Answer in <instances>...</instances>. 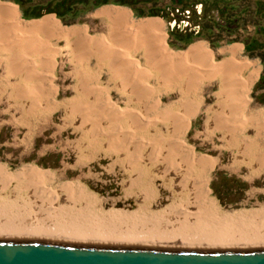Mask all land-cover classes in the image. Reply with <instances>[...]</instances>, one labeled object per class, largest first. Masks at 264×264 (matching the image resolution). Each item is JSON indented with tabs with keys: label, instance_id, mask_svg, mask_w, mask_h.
<instances>
[{
	"label": "rangeland",
	"instance_id": "374dc122",
	"mask_svg": "<svg viewBox=\"0 0 264 264\" xmlns=\"http://www.w3.org/2000/svg\"><path fill=\"white\" fill-rule=\"evenodd\" d=\"M14 1L17 4H19L23 14H26V15L36 14L42 11L53 12L59 18L57 20L62 25V27H59L58 22H56L59 29H65L67 26L70 27L78 23L86 25L87 23L85 22V20L88 19V22H89L88 30L93 31V32H96L95 29H99L98 31L102 32L101 28L104 26V24L98 21L97 18H92V16H88L95 10V8H97L98 6L102 4H107V3H116V4L126 5L132 8L135 15L160 16L163 19L164 26H165V32L167 34V35L165 34V39L170 46L166 44L165 39H164V44L170 51H174V52L179 51L174 48H177V49L184 48L189 43H191L193 40L198 39V38L203 39L206 43H208L214 48H220L224 44H227L231 41H235V40L242 41L244 44V52L248 56L258 57L263 64V67L260 72V77L257 80L258 81L257 84L255 85L254 91L257 93L253 92V97L256 100L255 101L256 104L257 103L261 104L262 103L261 100L264 98V92H261L264 89V0H14ZM94 3H97L98 5L92 8L91 5H93ZM53 13H50V14L53 15ZM154 19H157V18H154ZM172 23L173 25L176 26L175 28H171ZM150 32L151 31H149V33ZM145 33H148V31ZM65 34L66 33H63L62 36L63 37L66 36ZM83 34H85L87 37L94 36L92 34L87 33L86 28ZM64 38H68V37H64ZM64 38H62L60 41L61 48L57 50H59V59L65 63V68L61 69V73H60L61 78L60 77L55 78V79L53 77L51 78L52 81L54 80L55 86L59 88L58 93L53 94L52 93L53 87L49 85L47 82H45L44 87L35 86L38 89H36L32 85L27 86V88H29L31 92L33 93L34 97L39 96L41 98L40 103H39V100L37 101L26 100L25 98L29 97V95H24V93L22 94L20 93V91L22 90V87L21 88L17 86L7 87V90L4 91V93H0V97H2L0 100V168H2L3 166H6L7 169L16 170L23 165L33 164L38 168L39 171L52 174V177L48 178V181L46 182V183L49 182V184L47 185L50 186L52 189L54 188V189L61 190L65 182L67 183L68 182L70 183L79 182V184L81 185L79 190L77 188L75 189L73 186H70L71 188H69L68 185L65 186V189L66 190L68 189L70 191L73 188L72 191L76 195V200L78 201L79 199L80 201L79 203H82L84 201L82 203V205L84 206L83 210L87 212V213L85 212L84 214H86V216H88L90 219L86 216H85L86 218L83 217V219L87 220L86 223L89 222L88 224L92 226H94L92 224L93 221L94 222L98 221L101 224H102V221L103 222L108 221L107 223L108 227L112 226L110 219L105 220L102 217L103 216L108 217V215L110 216L109 213H112L114 211H115V214H117V212H119L120 214L124 212L125 214H128V215H129V212L138 211L135 219H133L132 217L133 215H130L129 217H126V220L129 219L128 222L132 220L142 221L136 218H141V216H144V218L146 216H149L151 218L149 214L147 215V211L155 212L156 210H161V208L166 206L171 201L172 196L174 194V188H172V185L170 184L172 183L173 180L165 178L161 174H163L162 169L164 167V164L166 162H171V161L173 162V160L174 162L177 161L176 163H184V162L188 163L189 161L194 162L196 165L195 168L198 171L200 169L202 170L203 167L205 169H208L209 167L208 166L206 167V164H208L209 161H211V164L213 167L214 160L215 159L217 160V164L215 168L207 171L208 177L205 180V186H207V190L209 192L208 193L209 200L213 202L215 210L217 212L222 211V212L232 213L234 211H240V210L259 211L261 209H264V192L257 191L259 187L263 189L262 191H264V188H263L264 183L262 181H256L254 183L243 182L240 180L239 176L238 177L235 176L237 175L236 173H232L228 171L227 167H222L223 164L225 163H230L233 160L236 161L242 158V157L240 158L241 154L240 152H238L240 149L238 147L239 142H241L242 137H244L245 138L244 141H247L248 143L250 142L252 143L253 141L254 142L259 141L257 138H255L256 140L255 141L253 137L257 135V133H262V135L264 134V123L257 122L254 118L247 117V122H246L247 124H245L246 127L239 124L238 127L233 128L234 132L236 131V133H233L234 135L229 134L227 130L225 129L226 128L225 125L223 124L222 126V123L221 125L218 124V127H215L212 123L211 124L206 123L205 108H206V105L208 106L210 102L208 99L206 102H204L201 109L195 115H191V120L193 122L191 129H189L188 132L183 133L181 132L182 127H180L177 124L179 126L178 127L175 124V122L173 123L174 120H170V121H168L169 119L165 120V121H168V123H166L165 121H159L158 123V121H156L157 123L155 122V125L153 126L152 125L148 126V124L141 123V126H142L141 127L140 123H138L135 117L132 118V116H129L128 117L129 119L128 118H127L128 120L125 119L126 121L124 122V119H121V117H116V115H113V112L115 109L112 112V109H110L111 107L108 106V103L106 107V106H103L101 102H98L96 105V103L94 104V102H91V101H81V102L80 101H68L67 98L71 97L68 95L69 93L68 84L70 82V79L69 77L67 78L65 77L67 75L66 73H68L70 70L69 68L70 64H73L72 63L73 61L71 60L72 54L69 49L70 43H68ZM192 44L202 45L209 53L212 61L218 62L222 60V59H219L215 55L214 50L209 45H206L203 41L197 40L195 41V43L193 42ZM135 45H137V47ZM145 45L147 44H144L142 46L141 44L137 43L129 47V48L131 47L133 48V49L131 48V50L133 52L135 60L136 58H139L140 62H143V63L149 61V50L150 49L148 46L146 47ZM135 49L136 51H133ZM184 50H180V51H184ZM50 55L52 56L53 53ZM142 56L144 57V59ZM246 58L247 57H243L240 60H244ZM57 61L58 60H56V62ZM92 62H95V60H92ZM242 76L243 74L239 73L238 79L243 80L244 78H247L245 76H243L244 77L243 78ZM151 81L153 82V80ZM157 86H160V85H157ZM247 86L249 87V84ZM161 87H158V90L160 91V93L161 92L163 93L165 88L164 87L161 88ZM101 88L106 90L107 87L101 86ZM177 92H174V93H177ZM246 92H245V95H247ZM155 93L157 92L155 91ZM155 93L153 94V97H155ZM106 94L107 93L103 92L102 97L109 96L108 98H110V100L112 99V102L114 103V104L112 103V105L115 107H118V106L121 107L124 105L131 106V107L132 106L137 107L139 104H141L135 98L129 101L130 98H128L122 92L118 93L116 91H113L112 93H109L107 95ZM171 94L172 93L168 94V96L170 97ZM200 97L202 99V96ZM174 98L176 97L174 96L171 98L172 100L170 101V103H173V104L177 103L179 105L178 101L177 102L174 101ZM217 98H219L218 94H215V102ZM163 101L164 103L165 101H167L165 97ZM128 102H130L129 104L131 105H128L127 104ZM150 103L151 102H149V105ZM32 104L33 105L36 104V105L32 107L31 106ZM200 104L196 105L195 110L199 108ZM149 105H147L146 107L141 105V107L142 106L143 107L142 108L140 107V108L141 110L145 112V110L148 107L146 112L152 113V114L156 113L157 110L160 111V109H158L155 106H154L155 109L154 107L151 108V109H154L155 111L154 110L149 111V108L153 106V105H150L149 107ZM36 108L38 110H36ZM88 109L91 110V112L88 111ZM191 109L192 108H189L188 110H191ZM41 110L43 111L41 112ZM83 110L86 112V114ZM183 111L187 112L186 109H183ZM99 113L100 115H98ZM105 114H108L111 117ZM77 116L79 117V119ZM99 117L101 118L99 119ZM86 118L89 121L88 120L84 121L86 120ZM184 118L185 120L188 121V124H189L190 122L189 117L184 115ZM248 118L250 119L248 120ZM81 119L83 120L81 121ZM74 120H76V122H74ZM113 120H115V122ZM133 120H135L134 122L136 123L133 124ZM122 121H123V124H122ZM99 123H101L100 124L101 126L98 125ZM109 123L111 124V126ZM164 123L166 125H164ZM117 124L119 126L121 124L122 125L121 127H118ZM76 125H79V126L77 127ZM92 125H94L95 128ZM173 125L176 127L175 128L172 127ZM111 127L113 128L117 127L116 131L114 132L115 129ZM129 127L132 129L133 128L137 129V130L134 129L136 131V132L134 131V135H131L128 132H125V130H127ZM99 128L103 132L100 131ZM166 129L167 130L169 129L170 131L169 130L167 131ZM175 129L179 131L177 132ZM120 130H122V132ZM105 131L107 133H104ZM108 132H110V135L108 134ZM175 132H176V135H175ZM111 133L113 135H111ZM144 133H146L145 136H144ZM83 134L86 135V137H84ZM122 134L128 136V140H126L127 139L126 136ZM157 134L160 136H157ZM242 134H245V135H242ZM150 135L153 140L150 138ZM95 136L97 137L98 141L95 139L96 138ZM143 136L146 138H148L149 136L150 139L148 138L149 140L147 139L145 140ZM161 136L164 138H162ZM166 136L167 137L172 136V138H176L178 136H180L181 138L183 137L188 143L189 147L192 149L193 153L195 154L194 156L196 157L195 158L196 161H191L194 158L188 157L184 154L187 152H184L180 149H179L180 151L177 150V152H175L176 149L179 148L176 146L177 140L174 141L173 139L167 138ZM119 138L121 139L119 140ZM230 138H232L233 140ZM134 139H136L135 140L136 142L134 141ZM94 140H96L98 144ZM162 140H164V143ZM238 140L239 142H237ZM114 141L116 143V145L114 143L115 147H113L114 145L112 143ZM122 141L128 142V143H123ZM144 141L146 142L148 141V142L146 143ZM89 142H91V144H89ZM155 142H157L158 144ZM82 143H83V147L81 146ZM123 144H124V147H123ZM139 144L141 146H138ZM145 144L146 146L148 145L147 148L149 147V144H150V147L148 149L145 148L146 147ZM165 144L170 145L171 147ZM77 145L79 146L77 147ZM102 145L103 147H101ZM156 145H158L157 146L158 148L156 147ZM163 145L167 146L166 148L168 149H165ZM84 146L88 148L86 149L84 148ZM89 146L92 148L93 151L91 150ZM92 146H94L95 148ZM133 146H134V149H133ZM118 147H120L119 148L120 150L118 149ZM138 147H141L142 150L141 148H138ZM101 148L103 151H100ZM113 148L116 150H113ZM121 148L123 149L121 150ZM169 148L170 150L171 149L173 150V148H175L174 152L176 153V155L172 150H171L172 153L169 152ZM137 149L139 153L136 151ZM81 150L83 152H86L87 155L86 153L81 152ZM104 150L106 152H104ZM107 150L109 151V153H107L108 152ZM128 150L129 152H126ZM158 150L160 151L161 155L159 154ZM149 151L152 152V154L151 153L148 154ZM249 151L251 152L250 149H247L245 152H249ZM128 153L130 154L131 158L133 157L132 159H130V156L128 157L129 155ZM178 153H181V154H178ZM181 155L182 157L183 156L184 157L182 158ZM143 156H146V157L144 158ZM125 158H127L128 160H126ZM168 158H171V159L169 160ZM164 159L165 161H163ZM120 160H122L123 162ZM124 160H126V164ZM129 160L130 162H128L127 164V161ZM134 160H136L140 165L144 164V166L143 165H142L143 167L140 166ZM133 164L136 166H134ZM148 164L150 167L148 166ZM127 165H129V167ZM136 167L138 168V170L136 169ZM141 167L143 170H141ZM148 169H151V170H148ZM139 170L141 172H139ZM143 172H145L146 174ZM243 172H246V171L244 170ZM228 173L230 174L232 173V176L224 175ZM209 174L211 177L210 179H209ZM216 174H218L219 176L218 178H215ZM141 176L143 177L141 178ZM135 177L138 179H136ZM131 180L132 182H128ZM135 183L137 184V186L135 185ZM139 183H141L142 185ZM138 184L140 187H142V189L138 186ZM149 184H151L152 186L151 187L147 186ZM149 187L151 188V190L149 189ZM139 190L142 191L141 194L139 193L140 192ZM145 190H147V193ZM128 191L131 193H129ZM152 193L153 194L155 193V194L153 195ZM82 194H85V196ZM143 194H145L146 196L144 195L145 196L144 197ZM147 195H149V197ZM27 196H30V192L27 193ZM93 196H96V203H95V200L93 202V199H94ZM87 198H89L90 200ZM31 199L32 198H30V200ZM30 200L28 199L27 202H24L23 206L24 207L26 205L29 206ZM91 210L93 211V213L92 212L91 213L94 215L95 219L93 218L92 214L90 215L89 211ZM99 212H104V213L106 212V213L101 215ZM97 217L100 219H98ZM141 219H143V217ZM99 220H102V221H99ZM98 224L99 223H97V225Z\"/></svg>",
	"mask_w": 264,
	"mask_h": 264
},
{
	"label": "bare ground",
	"instance_id": "6f19581e",
	"mask_svg": "<svg viewBox=\"0 0 264 264\" xmlns=\"http://www.w3.org/2000/svg\"><path fill=\"white\" fill-rule=\"evenodd\" d=\"M126 12L127 11L124 8H121V14H126ZM112 14H114V13H112ZM128 18H129V16H128ZM39 22L40 23H44L45 22V24H47L52 31H54L55 28L56 29H59L57 23L55 21H53L52 18L51 19L50 18H45L43 20V22L42 21H39ZM157 23L159 25L160 21L158 19H154V18H148V19L139 21V29L138 30H140L141 27L143 29L144 28H147V29L150 28V30L153 29L156 32V34H155L156 42H153V43H157L158 44V46L156 45V47H158L157 48L158 56H156L155 54H149V61L148 62H145V63L140 62V59L139 58H136V60H135V57L133 55V52L131 51V48L132 47L131 48H129L130 46L128 47V44H129L128 43V40L133 39V37L131 35H129V37L131 36L130 37L131 39H129V38L123 37L124 35L126 36V34H124L122 36L124 38V41L121 42V47H119V45H115L116 43L115 44L114 43L111 44L112 42H109L110 39L108 41V39L105 38V37H103V36L87 37L85 34H83L85 32V28H83V27L74 26V27H70L68 29H66V28L65 29H61V32L62 33L66 32V34H65L66 36H64V37H68V38H66V39H68V41H69V38L71 37V36L69 37L70 34L73 35V36L76 35L78 37L77 38V41H73L74 42V47L71 46V52H72L71 54H73V56L75 57V59H77V61L78 60H83V61L89 60L90 57L92 55H94V58L96 57L100 61H107L108 63H110L111 66L113 67L114 77L119 76V74L121 73L120 74V77H121V80H120V82H121V91L120 92H122L128 98H130L129 101H131L132 98L133 99L135 98L141 104L138 105L139 107L138 106L137 107H135V106H132L131 107V106H126V105L121 106V107L120 106L115 107V106L112 105V103H113L112 102V99L110 100V98H108L109 96L108 97L107 96L106 97H102L103 96L102 95L103 92L104 93H107V90H108V93H109V89L106 88V90H105V89L101 88L100 85H98V87H96L95 85H93V86H95V88H92L91 87L92 89H89V88L88 89H84L85 91H83V92L84 93L86 92L87 95L88 94L89 95L91 94V96H87V97L88 98L93 97L94 100H91V102H94V104L96 103V105H97L98 102H101L103 106H106L107 107V103H108V106L111 107L110 109H112V112L115 109L114 112H113V115H116V117H121V119H124V122L126 121L125 119H127L129 116H132V118L133 117L136 118V120L138 121V123H140V126H141V123L148 124V126L149 125H152L153 126V125H155V122L156 121H158V123H159V121H165L167 119H171V120H174V121L178 120L180 122L179 124H182V126L184 128H186L188 126V121L185 120L184 116L181 115L178 112V110H179L178 108L180 107L179 105L180 104H183L184 105L186 103H188L190 105L191 104L192 105L194 104V107L196 108V105L200 104L201 101H202V99L199 96L198 92H199V90H202L200 88H201V85L204 83V81L205 80L210 81V80H213V79H219V81L221 80L220 81L221 87L219 88V91L217 93L216 92L214 93V94H218V97L219 98H217V100L215 102L217 106H215V108L214 107L211 108L212 109V112L211 113H213V111H214L215 114H217L216 112H219L221 114V113H224L223 110H224L225 107L226 108H229V110L232 113L231 112H228L229 114H227V112H225L226 113V116L228 117L226 119L227 120L234 121V119H233V117H234L233 113L234 114L236 113L234 111H237V110L238 111L239 110H242L243 111L244 110L243 108L247 105V101H248V96L245 95V92H246V90L248 88L247 85L249 84V82L247 83V81L245 79L239 80L238 79V75H239V73H242L244 71V69H246L248 67V65L250 63L247 60H237L236 59V56L235 55L237 54V50H236L237 48H235V47L237 46V44L230 45L228 47V51L230 53V54L228 53L229 54L228 57L227 58H224V59H222V60H220L218 62L212 61V59H211L209 53L207 52V50L202 45H200V44H192L187 49H185L184 51H180V50L179 51H175V52L174 51H170L166 47V45L164 44V39L165 38L163 36L162 31L159 28H155V26H157L156 25ZM122 24H124V23H122ZM134 30H135L134 33L137 32L136 29H134ZM59 31H60V29H59ZM20 32H22V31L20 30ZM27 32H28V30H27ZM146 32H147V30H146ZM151 32L148 35H151ZM23 33H25V32H23ZM23 33H21V34H23ZM148 33H149V31H148ZM18 34H20V33H18ZM2 35H3V33H2ZM26 35H28V34H26ZM76 36H75V38H76ZM144 37H145V35H144ZM34 38H32V39H34ZM135 38H136V36H134V40H135ZM137 38H139V37H137ZM145 38H147V37H145ZM145 38H142V39L144 40ZM139 39H140V41L142 40L141 39V36H140ZM38 40L39 39L36 38L35 39V43L38 44L39 43ZM134 40H132V42ZM112 41H114V40H112ZM24 42H25V40H24ZM137 43H139V42H137ZM45 44H44V46L48 45V44H46V45ZM132 44L134 45V43H132ZM135 46L137 47V45H135ZM10 49H11V46H10ZM149 49H150V47H149ZM225 50H227V48ZM133 51H136V49L133 50ZM51 52L53 53V51H51ZM12 54H15V52L12 53ZM31 54H33V53H31ZM44 54H46V52ZM187 54H191L192 56H190V58H188ZM9 55H8V57H9ZM19 55H21V54H19ZM39 55H40V53H39ZM39 55H38V57H39ZM27 56H29V55H27ZM34 56L36 57V55H34ZM145 57H146V55H145ZM155 57L161 58V60H160L161 62H158L157 63L156 61H153L152 58L156 59ZM10 58H12V57H10ZM143 59H144V57H143ZM47 60H48V62H46V63H50L51 65H53L55 67L56 59H55V54L54 53H53L52 56L50 54H47ZM6 61H8V60H6ZM40 61H41V59H40ZM100 61H98L97 63H99ZM17 62H18V60H17ZM17 62L16 63L14 62V63L17 64ZM36 62H37V59L34 58V57H32L30 60H26L25 61V63L31 64V65H34ZM38 63H40L39 60H38ZM119 63H121V66H118L117 67V65ZM36 64H35V67H36ZM100 64H102V63H100ZM43 66H44V63H43ZM99 66H101V65H99ZM45 67H46V65H45ZM54 67H53V69H54ZM20 69H21V66H20ZM41 70H42V68H41ZM119 70H120V73L118 74ZM42 71H44V70H42ZM83 72H85V71H82L81 73H83ZM100 72H101V70H100ZM21 73H23V71H21ZM30 73L32 74V72H30ZM81 73H80V75H81ZM86 73H88V72H85V74ZM29 75L30 74H28L26 76H29ZM41 75H42V73H41ZM88 75L86 77H88ZM90 76H91V74H90ZM83 77L84 76L82 75L81 79ZM111 77H113V76H111ZM48 78H49V76H48ZM27 79H29V78L27 77L26 80ZM35 80H37V78H35ZM79 80L80 79H78V81ZM151 80H154L156 82H158L160 80L161 83L165 86V92L167 93V95L170 94V93H173L174 91H176V92L178 91L180 93V97H179L180 98V100H179L180 103H179V105L177 103H175V102H177L175 100H174L175 101L174 102L175 104L162 102L161 96L159 95L162 92L160 93V91H159V94L156 97H152L153 94L156 91V89H155L156 87H155V85H153L151 83ZM50 81H52V80H50ZM31 82L33 83V81H31ZM79 83H80V81H79ZM114 83L116 84L117 82H114ZM168 83H171L172 86H169ZM167 84H168V86H167ZM40 85H41V83H40ZM77 85H79V84H77ZM77 85H76V87H77ZM82 85L84 87V84L83 83H82ZM88 85H90V84H88ZM35 86H37V85H35ZM158 87H161V86H158ZM36 89H38V88H36ZM116 89H120V88L117 87V88H115V90ZM25 90H26V92H29V89H25ZM78 90H76V91H78ZM41 92H40V94H41ZM165 92H163V93H165ZM82 95H84V94H82ZM220 95L221 96L223 95V96L221 97ZM48 98H49V96H48ZM74 98H76V97H74ZM124 98H126V97H124ZM40 100L41 99L39 98V103H40ZM70 100H72V98ZM149 102H151L150 105H153V106L150 107ZM25 103H27V102H25ZM109 103H110V105H109ZM129 103L130 102H128L127 104L128 105H131ZM134 103H135V101H134ZM58 104H60V103H58ZM35 105L32 104L31 106L33 107ZM141 105H143L145 107L147 105H149V107H150L149 108V111L150 110L153 111L155 109V107H157L158 109H160L161 113L158 110L156 111V113H153V114L152 113H148V112H146V110L148 109V107H147V109L144 112L143 110H141V108L143 107V106L141 107ZM183 105H182V107H183ZM190 105H187L186 107H188ZM152 107H154V109H151ZM186 107L184 106L183 108L185 109ZM99 109H101V108H99ZM36 110H38V109L36 108ZM47 110H49V109H47ZM186 110H188V109L186 108ZM42 111L43 110H41V112ZM88 111L91 112V110H89V109H88ZM88 111H87V113H88ZM33 112H35V111H33ZM90 112H89V114H90ZM183 113H186V112H183ZM76 114H77V112H76ZM85 114H86V112H85ZM98 115H100V113ZM105 115H108V114H105ZM212 115L213 114H211V116ZM34 116H36V115H34ZM108 116H110V115H108ZM239 116L240 115L238 114V117H237V115L235 117L239 119ZM100 118L101 117H99V119ZM78 119H79V117H78ZM216 119H218V118L216 117ZM245 119H247V118H245ZM249 119L250 118H248V120ZM82 120L83 119H81V121ZM87 120L88 119L86 118V120H84V121H87ZM91 120H92V118H91ZM93 120H94V118H93ZM212 120H214V119H212ZM113 121L115 122V120H113ZM134 121L135 120H133V124L136 123ZM168 121H170V120H168ZM174 121H173V123H174ZM74 122H76V120H74ZM106 122H107V120H106ZM223 122H224V120H223ZM92 123H93V121H92ZM101 123H99L98 125H100ZM166 123H168V122H166ZM176 123H177V121H176ZM219 123L221 125V122H219ZM227 123H228V121H227ZM122 124H123V121H122ZM213 124L215 125V123H213ZM217 124H216V126H217ZM236 124H235V126H236ZM79 125H76V126L78 127ZM94 125H92V126H94ZM113 125H114V123H113ZM115 125H116V123H115ZM121 125L120 126L118 125V127H121ZM124 125H125V123H124ZM164 125H166V124L164 123ZM110 126H111V124H110ZM127 126H129V125H127ZM148 126H146V127H148ZM222 126H223V124H222ZM235 126H233V127H235ZM107 127H108V125H107ZM130 127L127 130H125V132H128L131 135H134V131H135L134 129H136V128H133L132 129ZM135 127H137V126H135ZM172 127L175 128L176 126L173 125ZM94 128H95V126H94ZM111 128H113V127H111ZM116 128L117 127L113 128V129H115L114 132L116 131ZM158 128H159V126H158ZM105 129H106V127H105ZM227 129H229V128H227ZM242 129H243V127H242ZM79 130H81V129H79ZM99 130H100V128H99ZM146 130H148V129H146ZM100 131H102V130H100ZM108 131H109V129H108ZM120 131L122 132V130H120ZM143 131H144V129H143ZM182 131H184V130L182 129ZM84 132H85V130H84ZM151 132H152V130H151ZM104 133H107V132L105 131ZM112 133H111V135H113ZM234 133H236V131ZM108 134L110 135V132H108ZM229 134H230V132H229ZM122 135H124V134H122ZM145 135H146V133H144V136ZM173 135H174V133H173ZM175 135H176V132H175ZM116 136H118V135H116ZM124 136H126V135H124ZM157 136H160V135L157 134ZM84 137H86V135H84ZM103 137H105V136H103ZM113 137H111V138H113ZM143 137H141V138H143ZM126 138H127L126 140H128V136H126ZM144 138H145V140L146 139L149 140L150 138L152 139L151 135H150V138L148 136L149 139L146 138V137H144ZM162 138H164V137H162ZM167 138L173 139L174 141L177 140L176 141L177 142L176 143V146L179 147V148L176 149L175 152H177V150L180 149V150H182L184 152H187V153H184L186 156L191 157V158H194L191 161H196L195 160L196 157L194 156L195 154L193 153L192 149L189 147L188 143L186 142V140L183 137L181 138L180 136H178L176 138H172V136L171 137L169 136ZM95 139L97 140V137ZM103 139H105V138H103ZM120 139L121 138H119V140ZM156 139H158V138H156ZM96 140H94V141L96 142ZM100 140H102V139H100ZM135 140L136 139H134V141ZM139 140H141V139H139ZM107 141H109V140H107ZM115 141L112 142L113 145H114ZM162 141L164 143V140H162ZM91 142H89V144H91ZM144 142H146V141H144ZM237 142H239V140ZM104 143H105V141H104ZM123 143H128V142H123ZM155 143H157V142H155ZM245 143H246V141H245ZM247 143H246V146L247 147L250 146V143L251 142L249 143V145H247ZM255 143L256 142H254V144ZM140 144H141V142H140ZM140 144L138 146H141ZM85 145H87V144H85ZM115 145H116V143H115ZM115 145L113 147H115ZM160 145H161V143H160ZM165 145H167V144H165ZM165 145H163V147L165 149H168V148H166L167 146L171 147L170 145H167V146H165ZM78 146L79 145H77V147ZM81 146L83 147V143H82ZM94 146H92V147H94ZM145 146H146V144H145ZM147 146L145 148H147ZM154 146H155V144H154ZM157 146L158 145H156V147ZM173 146H175V145H173ZM246 146L244 145V147H246ZM101 147H103V145ZM123 147H124V144H123ZM125 147H127V146H125ZM149 147H150V144H149ZM84 148H86V147L84 146ZM119 148L120 147H118V149ZM138 148H141V147H138ZM122 149L123 148H121V150ZM133 149H134V146H133ZM174 149L175 148H173V150L172 149L171 150L174 152ZM91 150H92V148H91ZM113 150H116V149L113 148ZM141 150H142V148H141ZM144 150H143V152H144ZM171 150L169 148V152H171ZM100 151H103L102 148L100 149ZM136 151L139 153L138 149ZM81 152H83V151L81 150ZM104 152H106V151L104 150ZM126 152H129V150L126 151ZM140 152H142V151H140ZM255 152H258V151H255ZM255 152H254V155H252L253 153L250 152L251 155H252V157L253 156L254 157L256 156L255 155ZM83 153H86V152H83ZM107 153H109V151ZM110 153H111V151H110ZM130 153H131V151H130ZM149 153L152 154V152H150V151L148 152V154ZM166 153H164V154H166ZM243 153L244 152H242V154ZM260 153H261V150H260ZM262 153L264 154V151ZM159 154H160V151H159ZM178 154H181V153H178ZM247 154H248V152H247ZM86 155H87V153H86ZM90 155H92V154H90ZM154 155H156V154H154ZM175 155H176V153H175ZM129 156H130V154L128 155V157ZM141 156H140V158H141ZM143 157L145 158L146 156H143ZM147 157H148V155H147ZM178 157H179V155H178ZM181 157H182V155H181ZM132 158L130 156V159H132ZM144 158H143V160H144ZM246 158L248 159V157H245V159ZM255 158L257 159V156ZM125 159L128 160L127 158H125ZM168 159L170 160L171 158H168ZM249 159L251 160V157ZM126 160H124L125 164H126ZM120 161H122V160H120ZM134 161H136V160H134ZM163 161H165V159ZM166 161H167V159H166ZM243 161H245V160L243 159ZM128 162H130V160L127 161V164H128ZM176 162H174V160H173V162L172 161L171 162H166L164 164L163 169H162L163 170V174L160 173L165 178H168L170 180H173L172 183H170V184L172 185V188H174V194L172 196L171 201L166 206H164L163 208H161V210H156L155 212H153V211L152 212L151 211H147V215L149 214L151 216V218L149 216H146L145 218H144V216H141V218L143 217V219L136 218V219H140L142 221L132 220V221H129L128 222V220H129L128 218H127L128 220H126V217H129L130 215H133L132 217H133V219H135V217L137 216L138 211L129 212V215L128 214H125L124 212H122L121 214L119 212H117V214H115V211H114L112 213H109L110 216L108 215V217H104V216L102 217L105 220L110 219V222H111L112 226H109V227L107 225L108 221L107 222L106 221L103 222L102 220H99V221H102V224L100 222L96 221L97 223H99L98 225H97L96 222L93 221L92 224L94 226H92V225H89L88 224L89 222L86 223L87 220L83 219V217L86 216V214H84L86 211L83 210L84 206L82 205V203L84 201L83 202L81 201L82 203H79L80 201H79L78 197H77L78 201L76 200V195L72 191L73 188L70 191L67 189L69 192L65 189V186L68 185L69 188H71L70 186H73L75 189L77 188L79 190V188L81 186L79 184V182H76V183L75 182L74 183L73 182L72 183L65 182V184L62 186L61 190L54 189V188L52 189L50 186L47 185V184H49V182L46 183L48 181V178L52 177V174H49L47 172L39 171L38 168L35 165H33V164L23 165V166L19 167L16 170H10V169H7L6 166H3L2 168H0V239L27 240V241H31V240H45V241H54V242H62V243H69V244L109 246V247L133 246V247L169 248V249H175V248L176 249H182V248H202V249H222V248H231V249H258V248H264V209H261L259 211H251V210H248V211H245L244 210V211H242V210H240V211H234L232 213L231 212H222V211L217 212L215 210V207H214L213 202L211 200H209V197H208V193L209 192L207 190V186H205V180L208 177L207 171H209L212 168L211 161H209L208 164L205 163L206 164V167L207 166L209 167L208 169H205L203 167L202 170L200 169L199 171L196 170V168H195L196 165H195L194 162H190V161L188 163H185V162L184 163H176ZM246 162H245V164H246ZM258 162H260V161H258ZM198 163H199V161H198ZM238 163H239V160H238ZM125 164H124V166H125ZM160 164H158V165H160ZM142 165L144 166V164H142ZM142 165H140V166H142ZM158 165H157V167H158ZM121 166H122V164H121ZM127 166L129 167V165H127ZM134 166H136V165H134ZM148 166H149V164H148ZM142 167H141V170H143ZM152 167H154V166H152ZM251 168H252V166H251ZM136 169L138 170L137 167H136ZM157 169H156V171H157ZM148 170H151V169H148ZM139 172H141V171L139 170ZM143 173H145V172H143ZM147 175H146V177H147ZM158 175H159V173H158ZM142 177L143 176H141V178ZM161 178H163V177H161ZM136 179H138V178H136ZM151 179H153V178H151ZM128 182H132V180L131 181H128ZM139 184H141V183H139ZM139 184H138V186H139ZM142 184H143V182H142ZM135 185L137 186L136 183H135ZM147 186H150L151 187L152 185L149 184ZM150 187H149V189L151 190ZM140 188L142 189V187H140ZM145 191L147 193V190H145ZM29 192H30V196H27V193H29ZM141 192L142 191H140L139 193L141 194ZM129 193H131V192H129ZM82 195L85 196V194H82ZM82 195H80V196H82ZM144 195L145 194H143V196ZM147 196L149 197V195H147ZM30 198H32V199L30 200ZM93 198H94L93 199V202L95 200V203H96V196H93ZM28 199L30 200V205L29 206L26 205L24 207L23 204H24V202H27ZM87 199H89V198H87ZM91 202H92V200H91ZM91 205H93V204H91ZM89 212H90V215L93 213L92 210L89 211ZM109 212H111V211H109ZM99 213L102 215V214H105L106 212L105 213L104 212H99ZM95 215H97V214H95ZM118 216H120V217H118ZM86 217H88V216H86ZM90 217H92V216H90ZM93 218L95 219L94 215H93ZM98 219H100V218H98Z\"/></svg>",
	"mask_w": 264,
	"mask_h": 264
},
{
	"label": "crops",
	"instance_id": "0c3cea01",
	"mask_svg": "<svg viewBox=\"0 0 264 264\" xmlns=\"http://www.w3.org/2000/svg\"><path fill=\"white\" fill-rule=\"evenodd\" d=\"M121 8H124L127 11L126 14H121ZM50 13H53V12L42 11L40 13L26 15V14H23V12L21 10V7L14 0H0V55H1L0 56V86H1L0 93H4V91L7 90V87H13V86H17V87H20V88L22 87V90H21L20 93L21 94L24 93V95H29V97H26L25 98L26 100L34 101L36 99L35 101H37V100H39L40 97H33V93L31 92V90L29 88H27V86L33 84L32 86L37 85L39 87V85L41 83L40 86L41 87L42 86L44 87L43 84H45V82H47L49 85H51L53 87L52 88V93L53 94L58 93L59 88L57 86H55L54 80L53 81H50V80H51L52 77L54 79L60 77L61 76V74H60L61 73V69H64L65 68V63L59 59V50H57V49H60L61 48L60 41H61L62 38H64L62 36L63 33L61 32V29L59 31V29H56L55 28V30L52 31L49 28V26L47 24H45V22L44 23H40L39 22V21H42L43 22V20L45 18H50V19L52 18L53 21L58 22L59 27H62V25L57 20L59 18L54 13H53V15L55 17L52 14H50ZM112 13H114V14H112ZM88 16H92V18H97L98 21H100L102 24H104V26L101 28L102 29L101 30L102 32L98 31L99 29H95L96 32H93V31L88 30V27H89L88 26L89 25L88 19L85 20V22L87 23V24L85 23L86 25H83V24H79L78 23V24L72 25L70 27H74V26H78V25L81 26V27H85L86 30H87V33L92 34L95 37H97V36H103V37L107 38L108 41L110 39L109 42H112L111 44H113V43L115 44L116 43L115 45H119V46H121V42L124 41V38L123 37L131 39L130 37L132 36L133 39L128 40V43L130 44V45L128 44V47L131 46V45H133L132 43H134V44L136 43L137 44V42H139V44H141L142 46L147 43L148 47H150V49H151V50H149V54H155L156 56H158V52H157V48L158 47H156V45L158 46V44L157 43H153V42H156V38H155L156 32L153 29L150 30V28L149 29L144 28L145 29L144 30L141 27L140 30H138V29H139V21L140 20L142 21V20H145L147 18H157L161 23H159V25L157 23L156 24L157 26H155V28H159L163 32V36L165 38V34H166V32H165V26H164L163 19L160 16H157V15H149V16L135 15L131 7L126 6V5H122V4H116V3L102 4V5L98 6L97 8H95V10L90 15H88ZM128 16H129V18H128ZM122 23H124V24H122ZM70 27L67 26L66 28H70ZM134 29H136L137 32L134 33V31H135ZM20 30L22 32H20ZM27 30H28V32H27ZM146 30L147 31H152L153 33L151 32V35H147V34H150V33H145ZM23 32H25V33H23ZM2 33H3V35H2ZM18 33H20V34H18ZM21 33H23V34H21ZM64 33H66V32H64ZM26 34H28V35H26ZM124 34H126V36ZM129 35H131V36L129 37ZM144 35L147 38H145ZM75 36L76 35L73 36V35L70 34L69 35V37H70L69 38V41L66 38H64L68 43H70L69 44L70 45V48H69L70 51H71V46L74 47V42L73 41H77V38L78 37L76 36V38H75ZM134 36H136L135 40H134ZM140 36H141V39L142 38H145V39L144 40L142 39L140 41V39H139ZM137 37H139V38H137ZM32 38H34V39H32ZM36 38L39 39L38 40L39 41V43H38L39 45L37 43H35V39ZM24 40H25V42H24ZM112 40H114V41H112ZM132 40H134V41L132 42ZM197 40H201L206 45H209L203 39L198 38V39L193 40L191 43H189L184 48H179V49L174 48V49H176V50H184L189 45H192L193 42L195 43V41H197ZM165 42H166L167 45H169L167 43L166 39H165ZM45 43L48 44V45H46ZM44 44L46 46H44ZM232 44H237V46L235 47V48H237L236 49L237 50V54L235 55L236 56V59L237 60H240L243 57H247L248 58V59L246 58L247 61L250 62L249 65H248L249 68L247 67L242 72L243 76H245L247 78H244L243 76L242 77L247 81V83L249 82V87H248L247 92H246L247 95H248L247 105L243 108L244 109L243 111L242 110L234 111V112H236L235 114L237 115V117H238V114L241 117L239 116V119H238V118L235 117L236 115L233 113V115H234L233 119H234L235 122L232 121V120H227L226 118H228V117L226 116V113L225 112H227V114H229L228 112H231V111L229 110V108H226V107L223 110L225 114L224 113H221L220 114L219 112H216L217 114H215L214 111H213V113H211L212 112V109L211 108L212 107L215 108V106H217L216 103H215V94L214 93L219 90V88H220V81L221 80L220 81H219V79H213V80H210V81L205 80L204 83L201 85V88H200L202 90H199V92H198V94L200 96H202V101H201V104H200V106H199L198 109L195 110L194 104L193 105L191 104L192 106H190V107L189 106L186 107L187 105H189L188 103H186L184 105L183 104H180L179 105L180 107L178 109L180 111L178 110V112L181 115H183V116L185 114V116H188L189 117V120H190V122H189V124H188V126L186 128H184L182 126V124H179L180 122L178 120H176L177 123H176V121H174L176 125L178 124V125H180V127L181 126L183 127L182 128L184 130V131H182L183 133L188 132V130L191 129V126L193 124V122L191 120V115H195L201 109V107L204 104V102H206L208 99H209L210 102H209L208 106L206 105V108H205V110H207V111L209 110L208 112L206 111V123H208V124L215 123V125L214 124L213 125L215 127H218V124H220L219 122H221L222 124L225 125L227 132L228 133L230 132V134H233L234 133L233 132L234 129H232V128H234L233 126H235V124L237 122L238 123L236 124L235 127L239 126V124L242 125L243 123L244 124L242 126H245V124L247 122V119H245V118H247V117L254 118L257 122L264 123V98L261 100V102H262L261 104H259V103L256 104V102H255L256 100L253 97V92L254 93H257V92L254 91L255 90V85L258 82L257 80L260 77V72H261V69L263 67V64H262L261 60L258 57H255V56H248L244 52V44H243V42L242 41H239V40L231 41V42H229L227 44H224L220 48H214L211 45H209V46L214 50L215 55L219 59H224V58H227L228 55L230 54L229 51H228V47L230 45H232ZM147 45H145V46H147ZM10 46H11V49H10ZM152 47H153V49H152ZM226 48H227V50H225ZM44 51L46 52V54H44L45 53ZM51 51H53V53L56 55L55 59L58 60L56 62V64H55V67L53 65H51L50 63H46V62H48V60H47V54H52ZM14 52H15V54H12ZM18 53L21 54V55H19ZM31 53H33V54H31ZM39 53H40V55H39ZM8 55H9V57H8ZM27 55H29V56H27ZM34 55H36V57ZM38 55H39V57H38ZM187 56H188V58H190V56H192V55L191 54H187ZM10 57H12V58H10ZM32 57H34V58L37 59V62H36L37 64L35 63L36 64V67H35V64L34 63H33L34 65L25 63L26 60H30ZM71 57H72L71 60L73 61L72 62L73 64H70V67H69L70 70H69L68 73H66L67 75L65 77V78L69 77V79H70V82L68 84V86H69V89H68L69 90V93H68V95L71 96V97H68L67 98L68 101H85V100L86 101H91V100H94L93 97H90V98L87 97V96H91V94L90 95L89 94L87 95L86 92L84 93L83 91H85L84 89H88V88L89 89H92V88H95V86L98 87V85L107 87L109 89V93H112L113 91H116V90H117L116 92H118V91L120 92L121 91V82H120V80H121L120 70L121 69L118 72V74L120 73L119 76L114 77L113 67L107 61H100L96 57L94 58V55H92L91 56L92 58L90 57V59L89 60H86V61H83V60H78L77 61V59H75V57L73 56V54H72ZM155 58L156 59L152 58V60L153 61H156L157 63L158 62H161L160 61L161 58H159V57H155ZM40 59H41V61H40ZM246 59H244V60H246ZM6 60H8V61H6ZM17 60H18V62H17ZM38 60H39L40 63H38ZM92 60H95L96 63L95 62H92ZM98 61H100V62L97 63ZM14 62L15 63L17 62V64H15ZM43 63H44V66H43ZM100 63H102V64H100ZM98 64L101 65V66H99ZM45 65H46V67H45ZM20 66H21V69H20ZM118 66H121V63H119L117 65V67ZM53 67H54V69H53ZM41 68L45 72L42 71ZM100 70H101V72H100ZM21 71H23V73H21ZM39 71L42 73V75H41V73ZM82 71H85V72H88V73L85 74V72H83L84 73L83 74V73H81ZM30 72H32V74ZM80 73H81V75H80ZM28 74H30L31 76L30 75L29 76H26ZM90 74H91L92 77L90 76ZM82 75L86 79L84 77L81 79ZM87 75H88L89 78L86 77ZM110 75L113 76V77H111ZM48 76H49V78H48ZM27 77L29 78V79H27L28 81L26 80ZM35 78H37V80H35ZM78 79H80L79 80L80 83H79ZM31 81H33V83ZM114 82H117L118 84L117 83L115 84ZM82 83L84 84V87H83ZM151 83L153 85H155V87H158L157 85H160V86H163L165 88V86L161 83L160 80L158 82H156V81L153 80V82L151 81ZM77 84H79L80 86L77 85ZM88 84H90V85H88ZM168 84H169V86H171V83H168ZM168 84H167V86H168ZM76 85H77V87H76ZM93 85H95V86H93ZM117 87L120 88V89H116L115 90V88H117ZM25 89H29V92H26ZM76 90H78V91H76ZM157 90H158V88H156V91ZM158 91H157V94L155 93L156 94L155 97L159 94ZM164 92H165V90H164ZM174 92H176V91H174ZM174 92L170 95V97L167 95L166 92H165L166 94L165 93L159 94L161 96L162 102H164L163 99L165 97L166 100H167V101H165V103H167V102L170 103V101L172 100L171 98L175 96L176 98H174V100L175 101H178V103H180V101H179L180 100V98H179L180 97V93L179 92L174 93ZM205 92H206V94H205ZM261 92H264V89ZM81 93L84 94V95H82ZM109 93H108V90H107V94H109ZM74 97H76V98H74ZM1 98L2 97H0V100H1ZM71 98H72V100H70ZM182 105H183V107L185 106L187 109L192 108L193 110L192 109L191 110H187L188 112L185 111L186 113H183L184 111L182 110V108H183ZM211 114H213L214 116L213 115L211 116ZM216 117L220 121L218 119H216ZM212 119H214V120L216 119L218 122L216 120L214 121ZM169 120H171V119H169ZM223 120H224V122H223ZM227 121H228V123H227ZM166 122H168V121H166ZM216 124H217V126H216ZM227 128H229V129H227ZM242 135H245V134H242ZM255 138H257L259 141H257L255 144H254V142H252V143H250V146L247 147L246 146L247 141L245 143V141H244L245 138L242 137L241 138V142H239V146H238L239 148L241 147L243 149V150H241V148H240L239 151H238L242 155V156H240L242 158L239 159V163H238V160H236V161L233 160L230 163L223 164L222 167H227V170L228 171H230L232 173H236L237 175H235V176H237V177L239 176L240 180L243 181V182L254 183L256 181H262L264 183V167H263L264 166V164H263L264 163V154L262 153L264 151L263 150L264 149V134L262 135V133H257V135H255L253 137V139L255 140ZM230 139H232V138H230ZM244 145L247 148L244 147ZM247 145H249V143H247ZM247 149L252 150L251 151V153H253L252 155H254V152L255 151H258V152H255V155L257 156V159L255 158L256 156L255 157L254 156L252 157V155H251L250 152H248V154H247V152H245ZM260 150H261V153L263 155L260 153ZM242 152H244V153L242 154ZM245 157H248V159L251 157V160L250 159L248 160L247 158L245 159ZM243 159L245 161H243ZM258 161H260V162H258ZM245 162H246V164H245ZM216 164H217V160L215 159L214 160V165H213V167L211 169H214L215 166H216ZM251 166H252V168H251ZM244 170L246 172H243ZM232 173L231 174L228 173V174H224V175L232 176ZM215 176H216L215 178H218L219 177L218 174H216ZM210 178L211 177H210V174H209V179ZM262 190L263 189L259 187V189L257 191L264 192Z\"/></svg>",
	"mask_w": 264,
	"mask_h": 264
},
{
	"label": "water",
	"instance_id": "95a60500",
	"mask_svg": "<svg viewBox=\"0 0 264 264\" xmlns=\"http://www.w3.org/2000/svg\"><path fill=\"white\" fill-rule=\"evenodd\" d=\"M0 264H264V248L109 247L0 239Z\"/></svg>",
	"mask_w": 264,
	"mask_h": 264
},
{
	"label": "trees",
	"instance_id": "16d2710c",
	"mask_svg": "<svg viewBox=\"0 0 264 264\" xmlns=\"http://www.w3.org/2000/svg\"><path fill=\"white\" fill-rule=\"evenodd\" d=\"M89 2V1H88ZM98 4L97 3H94L93 5H91L92 6V8H94L95 6H97ZM47 14V13H46ZM44 15V14H43ZM63 23H65V22H63ZM65 24H67V23H65Z\"/></svg>",
	"mask_w": 264,
	"mask_h": 264
},
{
	"label": "flooded vegetation",
	"instance_id": "af4514ba",
	"mask_svg": "<svg viewBox=\"0 0 264 264\" xmlns=\"http://www.w3.org/2000/svg\"><path fill=\"white\" fill-rule=\"evenodd\" d=\"M175 27H176L175 25L171 26V28H175Z\"/></svg>",
	"mask_w": 264,
	"mask_h": 264
}]
</instances>
